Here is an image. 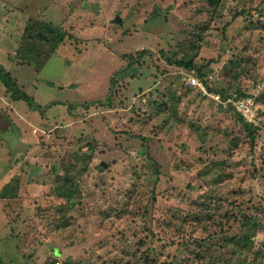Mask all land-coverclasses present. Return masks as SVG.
<instances>
[{"label": "rangeland", "instance_id": "rangeland-1", "mask_svg": "<svg viewBox=\"0 0 264 264\" xmlns=\"http://www.w3.org/2000/svg\"><path fill=\"white\" fill-rule=\"evenodd\" d=\"M203 20L207 78L165 59L189 50ZM263 23L264 0H0V67L48 105L13 99L0 79V189L21 178L19 207L0 212V264H264V105L250 145L212 98L244 62L228 42L260 37ZM255 45L262 58L241 89L253 96L264 89V44ZM132 64L144 66L139 77ZM75 161L88 169L69 180L67 201L53 172ZM230 236L240 239L226 245Z\"/></svg>", "mask_w": 264, "mask_h": 264}, {"label": "trees", "instance_id": "trees-1", "mask_svg": "<svg viewBox=\"0 0 264 264\" xmlns=\"http://www.w3.org/2000/svg\"><path fill=\"white\" fill-rule=\"evenodd\" d=\"M209 3L216 5L218 4L219 0H207ZM246 10L242 9L241 11H236V16H240V15H247L246 14ZM202 25L200 24H195L196 26H199V28L201 29V32L197 35V38H189V41H191V47L189 48V50H186L185 48H181L179 51H170V53L165 54L166 52H168V49H165L166 52L164 53V50H162V55L165 54V59L168 63L175 65L177 67H182L185 68L187 70H195L197 69L198 74L204 78H207V74H208V69L207 66L208 64L211 63V60L207 61L205 59H201V57L199 56V52H200V47H199V43L196 41L201 42V40L203 39V35H204V31L208 28L210 21H206L203 20L202 21ZM231 23H227V26H230ZM264 29V23L262 25H259ZM222 34H223V40L225 38H228L229 41V37L228 36H224V30L222 28ZM250 37H247L248 39H244L239 37L238 35L233 36L231 38V42H228V46L230 48V54L233 57H236L238 59H243L244 62H242V65L240 66L239 70H231V81H228V84H226L225 88H218L215 87L214 91L216 92H222L224 94V97L226 98V105L223 106L222 104L224 103V101L220 102L219 105L223 106V107H230L231 111L234 112L235 117L238 119V121L243 125V127L245 128V131L247 132L249 139H248V143H250V145H254L256 144V139L258 135H262L263 134V129L260 128V121L258 122L256 121H252L250 119L247 118L246 114L243 113L242 110L237 109V107L235 106V100L238 99H243V97H247L249 99H251L253 101V105L256 106L257 103L261 104L262 107L264 105V89L262 88L261 92L259 95L257 96H253L251 93H247V88L248 85H246V91H241L242 87L244 86V84H246V81L243 79V77L245 75L251 74L252 72L254 73L255 71H257L258 69V63H259V59L262 58L261 52H259L260 48L256 47V43H259L260 45L264 44V34H262L260 37H255V34L252 33V31H250ZM252 38H254L256 41H254V43H252ZM62 40V37L59 38L57 41ZM233 45V46H232ZM181 52H183V54H180ZM224 52H220L217 56H220V60L223 56ZM141 55H143L141 53ZM144 56V55H143ZM131 69H132V76H137L139 77L140 74V70L142 69V67L140 64H136V65H130ZM203 69H205V72H203ZM264 73V72H263ZM262 77V81L264 82V74L261 75ZM0 79L3 80L7 86V90L10 91L12 93V97L15 100H23V101H27L30 106L34 109V110H39L40 112H44L45 109L47 108L48 105H41L40 103L36 102L34 100V98L29 95L27 92H25V89L17 82L16 78L13 76V74L11 73V71L6 68L5 66H1L0 67ZM206 84V83H205ZM241 84L239 89L235 90V91H230L228 90L229 88H232L234 85H238ZM262 86V85H261ZM264 87V85H263ZM236 94V95H235ZM228 99V101H227ZM88 100H92V101H88V103H86V106H88L91 102L90 105L94 104L97 101V97L94 99H88ZM113 101V98L111 96H109V94L101 100V102L103 104H111V102ZM76 103L75 106L80 105V103L74 102ZM71 103V104H74ZM70 104V105H71ZM72 106V105H71ZM15 124L12 122V126H14ZM19 128V132L17 133V138L20 139L21 137V133H22V129ZM249 145V147H250ZM238 147H242L241 145H239V141H236L233 143V145L230 146V148H238ZM75 158V155H73ZM64 167L63 170L60 167V165H58L57 169L55 170V174H57V176H59L58 180H54L53 181V185L51 186L52 189H54V193L62 198H65L68 201L69 198V192H66V189H71V187L69 188L67 186V184H69V180H76L77 182L78 179H81V176L83 175V170L84 169H88V167H83L82 170H80V167L78 165V162H72L70 163L69 166H66L63 163ZM21 180V178L16 179V181H14L13 179L11 181H9L2 190H0V197H6V194L10 193V197H14L16 198V206L19 207V203L18 202V185H16V187L13 186V183H19ZM67 186V187H66ZM73 186V185H71ZM50 188V189H51ZM155 190V193L158 191H162L161 189ZM71 195V193H70ZM14 203V202H13ZM11 202L6 205L11 206ZM6 205L4 207V209L6 208ZM129 208H126V212H128ZM61 212V209H60ZM129 213V212H128ZM148 215V214H147ZM146 217H148L149 219L153 220V216L152 215H148ZM108 215H105V218ZM187 216V217H186ZM191 219V217H188L187 213H185L184 215V221L189 222ZM158 220V219H157ZM165 225L162 222V229L164 230ZM182 228V227H180ZM187 228V227H186ZM186 228H182V230H178L177 233H183L185 231ZM147 230H149L151 233L153 232L152 227H146ZM90 230V229H89ZM123 235L122 234V241H125L126 243H128V239H123ZM146 235H149L148 233H146ZM66 236H69V234H66ZM135 238V237H134ZM240 238H237L236 236H230L225 238V244H230V243H236L239 241ZM145 239L143 237H138L137 242L143 243ZM243 240H248L249 241V237H244ZM184 244H188V241H186ZM108 246H110V244H108ZM204 247V246H203ZM212 249V245L211 242H207L205 245V248H203L202 252V260L204 261H209V257L211 256L212 253L208 252L207 250ZM208 255V256H205ZM102 256H97L98 260H101ZM100 264H103V262H101Z\"/></svg>", "mask_w": 264, "mask_h": 264}, {"label": "clouds", "instance_id": "clouds-1", "mask_svg": "<svg viewBox=\"0 0 264 264\" xmlns=\"http://www.w3.org/2000/svg\"><path fill=\"white\" fill-rule=\"evenodd\" d=\"M194 78H196V79H198L196 76H194ZM184 82H185V85H187V86H192V85H195V83L194 84H191V83H189L188 82V78H184ZM198 83V82H197ZM204 88H205V86H204ZM214 95V96H213ZM218 96V98L217 97H215V96ZM236 95V94H235ZM212 98H214V100L219 104L220 102H222V101H224V103L223 104H225L226 105V98L224 97V94L221 92H216V91H213V93H212ZM239 98V97H238ZM237 98V100H235V106L237 107V109H239L238 108V102H246L247 103V105H248V107L250 108V110L251 111H253L254 113H255V115L253 116V120L254 121H256V122H258L259 120H262V113H261V107H262V105L261 104H259V103H257V105L256 106H254L253 105V101L251 100V99H249V98H247V97H243L242 96V98L243 99H238ZM227 101H228V99H227ZM240 110V109H239ZM247 116V115H246ZM247 118L248 119H250L248 116H247ZM251 120V119H250Z\"/></svg>", "mask_w": 264, "mask_h": 264}, {"label": "crops", "instance_id": "crops-1", "mask_svg": "<svg viewBox=\"0 0 264 264\" xmlns=\"http://www.w3.org/2000/svg\"><path fill=\"white\" fill-rule=\"evenodd\" d=\"M0 190H2V189H0ZM10 194H11V192L6 194V197H2V198L0 197V199H1L0 202L2 203V204L0 203V212H2V209L4 210L5 205L3 203L9 204L10 202L13 203L14 201H16V198L10 197ZM13 208H14L13 206L10 207V209H13ZM8 209H9V206H8Z\"/></svg>", "mask_w": 264, "mask_h": 264}, {"label": "built area", "instance_id": "built-area-1", "mask_svg": "<svg viewBox=\"0 0 264 264\" xmlns=\"http://www.w3.org/2000/svg\"><path fill=\"white\" fill-rule=\"evenodd\" d=\"M196 79V78H195ZM192 79V78H188V82L189 83H191V84H194V83H196L197 81L196 80H198V79ZM214 96V95H213ZM216 97L218 98V96L216 95ZM241 105H243L246 109H247V111L248 112H251L252 114H253V116L255 115V113L253 112V111H251L250 110V108L248 107V105H247V103L246 102H239ZM238 108L240 109V110H242L239 106H238ZM243 111V110H242ZM244 113V112H243ZM246 114V113H245ZM247 115V114H246ZM248 116V115H247ZM249 117V116H248ZM250 118V117H249ZM253 119V118H252Z\"/></svg>", "mask_w": 264, "mask_h": 264}]
</instances>
